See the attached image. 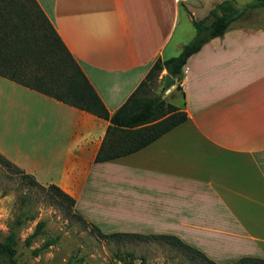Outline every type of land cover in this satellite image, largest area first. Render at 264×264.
<instances>
[{
	"label": "crops",
	"instance_id": "obj_1",
	"mask_svg": "<svg viewBox=\"0 0 264 264\" xmlns=\"http://www.w3.org/2000/svg\"><path fill=\"white\" fill-rule=\"evenodd\" d=\"M36 1L113 115L184 47L172 46L181 11L197 19L199 0ZM181 86L184 123L96 163L109 121L0 76V155L100 229L174 236L216 264L264 260V29L234 22Z\"/></svg>",
	"mask_w": 264,
	"mask_h": 264
},
{
	"label": "trees",
	"instance_id": "obj_2",
	"mask_svg": "<svg viewBox=\"0 0 264 264\" xmlns=\"http://www.w3.org/2000/svg\"><path fill=\"white\" fill-rule=\"evenodd\" d=\"M263 7L264 0H255L242 8H236L229 1H225L210 11L209 16L213 17L210 24L197 21L191 16L197 32L196 38L184 46L178 57L158 59L127 102L115 114L110 115L37 1L0 0V76L109 121L110 125L95 161L101 163L114 160L144 149L188 119L185 106L184 109H180L159 96L139 97L147 84L153 82L164 70L174 80L182 79L188 59L199 52L204 44L213 38L223 36L226 30L249 10ZM0 159L12 164L2 155ZM25 176L35 183L33 176L28 174ZM48 191L59 203L69 208L75 207V200L56 185H49ZM89 224L102 239L135 236L144 239L172 240L188 248L205 262L216 264L202 252L174 236L106 234L96 225ZM44 225L40 222L33 234L26 239L27 247H30L33 239L39 236ZM18 243L19 238L15 232H11L4 241H0V259L6 264H19ZM55 243L56 240L47 241L43 248ZM250 261L264 263L261 259L245 257L232 264Z\"/></svg>",
	"mask_w": 264,
	"mask_h": 264
},
{
	"label": "rangeland",
	"instance_id": "obj_3",
	"mask_svg": "<svg viewBox=\"0 0 264 264\" xmlns=\"http://www.w3.org/2000/svg\"><path fill=\"white\" fill-rule=\"evenodd\" d=\"M225 1L236 8H242L255 0H199L194 2L198 18L192 17L210 24L213 20L209 16L210 11ZM235 23L240 27L264 29V7L249 10ZM196 35L191 17L182 9L172 46L179 43L188 45ZM183 48L174 52L172 57H178ZM165 76L164 73L159 74L153 82L147 84L139 97L159 96L184 109L181 79H175L174 85L165 88ZM25 175L15 165L0 159V241H4L11 232L17 234L19 264H209L172 240L135 236L102 239L75 207L69 208L50 195L48 184H42L35 178L34 183ZM40 222L45 224L41 233L27 247L26 239ZM101 230L106 234L121 232L114 229ZM50 240H56V243L43 248ZM0 264L6 262L0 259ZM244 264L264 263L250 261Z\"/></svg>",
	"mask_w": 264,
	"mask_h": 264
},
{
	"label": "water",
	"instance_id": "obj_4",
	"mask_svg": "<svg viewBox=\"0 0 264 264\" xmlns=\"http://www.w3.org/2000/svg\"><path fill=\"white\" fill-rule=\"evenodd\" d=\"M174 83V78L170 76L169 74H166L165 76V88H170Z\"/></svg>",
	"mask_w": 264,
	"mask_h": 264
}]
</instances>
